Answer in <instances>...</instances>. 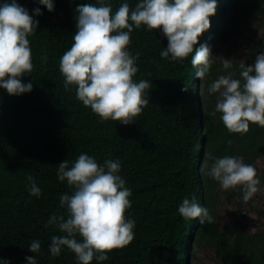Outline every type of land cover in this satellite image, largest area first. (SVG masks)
<instances>
[{
    "label": "trees",
    "instance_id": "trees-1",
    "mask_svg": "<svg viewBox=\"0 0 264 264\" xmlns=\"http://www.w3.org/2000/svg\"><path fill=\"white\" fill-rule=\"evenodd\" d=\"M138 2L53 0L49 12L38 0H17L39 23L28 37L33 70L21 77L23 83H32L31 92L9 96L0 89V264H27L26 257L36 259V264H77L67 248L59 256L50 254L51 237L62 233L48 221L53 215L67 217L60 197L74 191L67 181L58 180V164L67 160L71 167L81 154L101 166L106 160L119 161L118 174L132 193L125 216L135 224L134 239L127 246L91 264H193L200 242L215 249L217 264H264V228L247 230L228 220L221 229L216 215L219 183L207 175L213 163L207 159L209 153L216 158L242 157L246 164L264 155V128L252 124L244 135L229 133L220 114H214L219 94L208 91L214 82L211 72L239 78V65L252 63L236 60L224 69L214 61L209 73L197 78L191 65L194 53L182 62L162 58L166 37L161 30L149 31L142 25L133 29L127 50L138 57L133 80L150 82L145 92L149 103L133 123L101 121L76 98L74 86L64 88L59 62L73 43L77 6L110 5L114 14L121 4L134 9ZM216 3L210 28L194 45V50L209 45L212 55L215 46L232 35L225 23L234 21L232 13L238 7L248 8L244 16L264 10V0ZM37 8L41 15H34ZM259 22L262 26L264 19ZM262 51L264 33L254 41L250 57ZM29 175L41 190L39 196L30 195ZM257 178L264 184V172ZM193 197L208 209L212 224L202 225L198 218L185 220L179 214L182 201ZM33 240L40 241L38 253L28 251Z\"/></svg>",
    "mask_w": 264,
    "mask_h": 264
},
{
    "label": "clouds",
    "instance_id": "clouds-1",
    "mask_svg": "<svg viewBox=\"0 0 264 264\" xmlns=\"http://www.w3.org/2000/svg\"><path fill=\"white\" fill-rule=\"evenodd\" d=\"M38 2L53 11V0ZM216 6V0H139L134 9L123 3L113 14L110 5H78L73 43L59 62L65 90L74 86L76 98L101 121H118L125 126L133 123L149 103L145 92L150 88L147 80H133L138 72V57L127 50L133 29L143 25L149 31L161 30L168 41L160 53L162 58L182 62L194 53L191 65L196 69L195 76L202 79L214 59H219L224 69L232 67L229 59L213 57L207 44L194 50L198 37L210 28L209 18L215 14ZM41 14L39 8L34 10V15ZM38 23L17 0L0 2V89L9 96L32 90V83H23L21 77L33 70L28 37L35 33ZM239 69V78L232 73L221 75L208 91L219 94L214 114H220L227 131L244 135L252 124L264 128V51L256 55L254 63H241ZM207 159L213 161L207 175L221 189L239 188L244 201L259 192L256 169L242 157L216 158L209 153ZM120 168L119 161L106 160L101 166L87 154L79 155L71 167L67 160L58 164V180L67 181L74 191L60 197L67 217L53 215L48 221L62 233L51 237L52 256H59L62 248H67L77 264H91L93 259L102 262L108 259L109 252L134 239V221L125 216L132 193L118 174ZM26 179L30 195L39 196L41 190L33 177ZM178 212L185 220L198 218L202 225L213 223L208 209L196 203L195 197L184 199ZM40 247V241L33 240L28 251L38 253ZM26 260L27 264H36L32 257Z\"/></svg>",
    "mask_w": 264,
    "mask_h": 264
},
{
    "label": "rangeland",
    "instance_id": "rangeland-1",
    "mask_svg": "<svg viewBox=\"0 0 264 264\" xmlns=\"http://www.w3.org/2000/svg\"><path fill=\"white\" fill-rule=\"evenodd\" d=\"M248 8L238 7L232 13L234 21L226 22V26L232 30V35L220 46H215L213 57L229 59L231 62L236 60L249 61L254 63L255 58L250 57V48L254 41L264 33V24L259 25L260 18L264 19V10L256 9L244 16ZM252 58V59H251ZM214 61L221 62L219 59ZM209 77L212 81L218 79L220 72L214 73ZM203 86V84H202ZM215 94V93H214ZM257 172V176L264 172V155L259 157L251 164ZM260 190L250 200L244 201L242 191L239 188L234 190H223L218 187L219 198L216 200V215L220 228L225 230L224 222L236 220L247 230L264 228V184H260ZM193 264H217L218 255L212 247L204 242L195 246V253L191 258Z\"/></svg>",
    "mask_w": 264,
    "mask_h": 264
}]
</instances>
